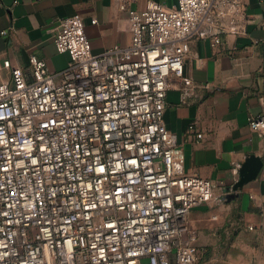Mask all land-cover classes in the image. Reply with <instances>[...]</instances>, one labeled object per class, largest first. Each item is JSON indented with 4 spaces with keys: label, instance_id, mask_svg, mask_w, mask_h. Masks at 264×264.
Here are the masks:
<instances>
[{
    "label": "built area",
    "instance_id": "1",
    "mask_svg": "<svg viewBox=\"0 0 264 264\" xmlns=\"http://www.w3.org/2000/svg\"><path fill=\"white\" fill-rule=\"evenodd\" d=\"M136 1L117 0L126 46L94 52L82 17L71 14L51 30L56 51L69 56L63 69L51 72L30 54L28 79L2 61L0 264L197 263L190 211L226 193L182 171L177 136L163 121L166 93L196 95L184 71L190 42L214 46L245 34L246 4L148 1L136 9ZM248 123L264 130V114Z\"/></svg>",
    "mask_w": 264,
    "mask_h": 264
},
{
    "label": "crops",
    "instance_id": "2",
    "mask_svg": "<svg viewBox=\"0 0 264 264\" xmlns=\"http://www.w3.org/2000/svg\"><path fill=\"white\" fill-rule=\"evenodd\" d=\"M148 1L165 6L176 2L137 0L133 6L142 9ZM244 2L249 20L245 34L224 35L214 46L208 40L190 42L184 71L198 85L196 95L184 99L175 87L166 93L163 121L177 136L182 171L209 180L217 196L226 193L224 200L190 211L197 231L196 264H264V130L253 131L248 123L264 114V0ZM71 14L82 17L94 52L130 43L127 13L117 0H0V67L7 59L31 79L28 60L34 54L49 71L63 69L69 56L56 51L51 30L57 19ZM0 75L9 80L5 70ZM250 155L262 159V168L233 191L240 178L233 168ZM235 193L239 196L227 197Z\"/></svg>",
    "mask_w": 264,
    "mask_h": 264
},
{
    "label": "water",
    "instance_id": "3",
    "mask_svg": "<svg viewBox=\"0 0 264 264\" xmlns=\"http://www.w3.org/2000/svg\"><path fill=\"white\" fill-rule=\"evenodd\" d=\"M263 161L260 157L255 155H250L246 158L239 169V180L232 187L233 191L241 190L243 185L252 181L256 178L259 171L261 170ZM234 196H239L238 193L229 194L227 197L232 198Z\"/></svg>",
    "mask_w": 264,
    "mask_h": 264
}]
</instances>
